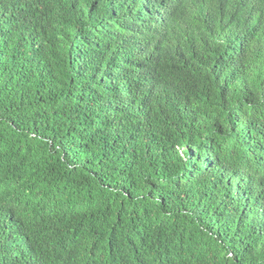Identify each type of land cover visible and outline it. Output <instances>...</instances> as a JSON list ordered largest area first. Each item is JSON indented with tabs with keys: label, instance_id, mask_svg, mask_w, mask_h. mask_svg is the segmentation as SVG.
I'll return each instance as SVG.
<instances>
[{
	"label": "trees",
	"instance_id": "obj_1",
	"mask_svg": "<svg viewBox=\"0 0 264 264\" xmlns=\"http://www.w3.org/2000/svg\"><path fill=\"white\" fill-rule=\"evenodd\" d=\"M0 264H264V0H0Z\"/></svg>",
	"mask_w": 264,
	"mask_h": 264
}]
</instances>
